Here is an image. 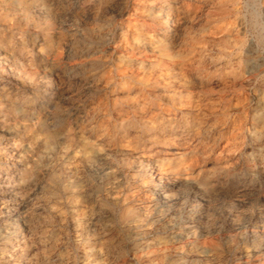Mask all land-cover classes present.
Here are the masks:
<instances>
[{"label":"rangeland","instance_id":"rangeland-1","mask_svg":"<svg viewBox=\"0 0 264 264\" xmlns=\"http://www.w3.org/2000/svg\"><path fill=\"white\" fill-rule=\"evenodd\" d=\"M0 264H264V0H0Z\"/></svg>","mask_w":264,"mask_h":264}]
</instances>
